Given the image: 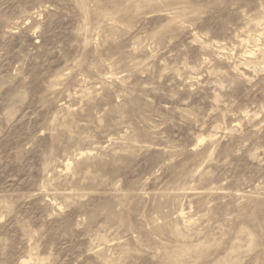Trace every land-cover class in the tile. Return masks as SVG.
<instances>
[{"label": "rangeland", "instance_id": "obj_1", "mask_svg": "<svg viewBox=\"0 0 264 264\" xmlns=\"http://www.w3.org/2000/svg\"><path fill=\"white\" fill-rule=\"evenodd\" d=\"M0 264H264V0H0Z\"/></svg>", "mask_w": 264, "mask_h": 264}]
</instances>
